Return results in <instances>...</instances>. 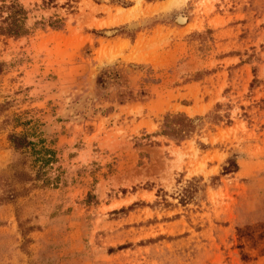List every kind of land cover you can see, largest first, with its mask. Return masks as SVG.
Returning a JSON list of instances; mask_svg holds the SVG:
<instances>
[{
    "label": "rangeland",
    "instance_id": "374dc122",
    "mask_svg": "<svg viewBox=\"0 0 264 264\" xmlns=\"http://www.w3.org/2000/svg\"><path fill=\"white\" fill-rule=\"evenodd\" d=\"M20 2L31 33L0 36V264H264V0ZM178 112L182 141L161 134ZM11 133L54 151L50 184L31 157L13 179Z\"/></svg>",
    "mask_w": 264,
    "mask_h": 264
},
{
    "label": "trees",
    "instance_id": "16d2710c",
    "mask_svg": "<svg viewBox=\"0 0 264 264\" xmlns=\"http://www.w3.org/2000/svg\"><path fill=\"white\" fill-rule=\"evenodd\" d=\"M0 36L20 38L31 33V27L28 25V10L20 0H0ZM62 20L56 19L51 21V25L56 28L62 26ZM215 119H221L216 115ZM231 122V121H230ZM195 118L190 117L184 112L167 113L163 122L161 134L173 138L177 141L185 140L190 137L196 130ZM9 140L12 147L18 155L17 159L11 166L13 179L24 182L23 176H29L27 171L28 158L31 157L33 167L36 170V178L30 175L31 180H42L43 185L51 183V178L46 177V168L53 162L54 151L44 145L45 140L40 139L36 142L30 138L27 133H11ZM239 169L237 161L230 159L228 165L224 166L225 174L236 172ZM20 179V180H19ZM13 180V181H14Z\"/></svg>",
    "mask_w": 264,
    "mask_h": 264
}]
</instances>
